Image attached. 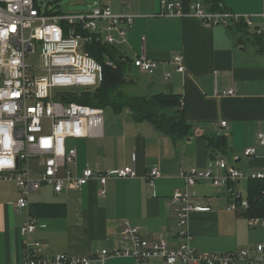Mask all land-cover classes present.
<instances>
[{"label":"crops","instance_id":"obj_1","mask_svg":"<svg viewBox=\"0 0 264 264\" xmlns=\"http://www.w3.org/2000/svg\"><path fill=\"white\" fill-rule=\"evenodd\" d=\"M180 1L185 11L193 2ZM95 3L135 16L122 54L132 60L139 52L141 37L146 38L147 58L158 66L153 76L146 75L147 96L161 93L181 98L185 120L196 133L181 140L171 139L148 122H135L125 109L121 119L103 125L101 139L86 140L80 153L74 147L77 160L73 172L77 176L86 168L121 169L135 156L136 177L109 179L103 197L99 196L96 180L78 190L60 193L42 187L30 195L27 211L15 212L12 204L19 196L16 186L0 182V264H22L20 228L27 217L36 221L30 239L46 244L41 254L44 258L55 254L80 257L101 249L121 248L124 220L138 228L143 239L164 240L176 246L169 198L175 190H184L178 177L180 169L203 170L212 160L224 158L244 175L264 173V148L256 138L257 133L264 132V70L262 43L254 33L262 24V0H222L223 9L249 16L252 24L248 27L239 22L228 28L208 27L195 18L158 17L159 0H131L130 7H122L121 0ZM176 55L183 56L184 73L177 72L171 62ZM165 73L171 75L166 81ZM227 89L234 95H223ZM222 121L227 123L228 135L227 149L220 153L208 149L205 137H216ZM248 148L255 149L253 157L243 155ZM152 166H158L161 176L150 185L144 177ZM229 190L239 192L247 201L248 181L225 182L219 187L201 181L186 189L193 204L209 209L189 214L191 247L204 254L248 250L256 256L252 251L264 243V229L249 227L246 211L227 210L232 201ZM95 264L164 263L160 259L136 263L130 258H112Z\"/></svg>","mask_w":264,"mask_h":264},{"label":"built area","instance_id":"obj_2","mask_svg":"<svg viewBox=\"0 0 264 264\" xmlns=\"http://www.w3.org/2000/svg\"><path fill=\"white\" fill-rule=\"evenodd\" d=\"M264 4V0H262ZM131 0H121L122 7H130ZM158 17L195 18L208 27L228 28L239 22L250 27L249 16H238L228 11L211 12L203 1H193L185 11L180 0H159ZM262 24L254 33L262 43L260 57L264 70V14ZM135 16L114 12L107 5L95 3L90 10L76 14H61L39 7L36 0H0V182L12 183L18 198L12 204L15 212L28 209L29 197L42 187H51L55 193L78 190L91 180L100 185L99 196L105 195L109 179L136 177L135 156L131 164L121 169L93 171L86 168L80 176L73 172L77 151L68 146L70 141L97 140L103 137V110L77 103L74 99L83 93L95 91L100 84L101 66L91 56L92 44L120 49L126 46ZM146 38L141 37L138 54L131 66L138 72L153 76L157 63L147 58ZM179 73H184L182 55L172 58ZM107 66L114 64L107 58ZM163 75V80L170 78ZM216 82V75H214ZM223 95H234L227 89ZM228 135L227 123L217 127V136ZM258 145L264 148V132L256 135ZM253 148L245 149V157H253ZM158 166L148 168L145 181L152 185L160 178ZM184 190H175L169 198L174 215L178 240L176 246L167 241L143 239L138 228L124 220L121 224V248L101 249L86 256L73 257L55 254L42 257L46 244L32 241L36 221L27 217L20 228L23 237L22 264H95L112 258H130L136 263L160 259L164 264H261L264 261V243L257 244L252 256L248 250L221 254H204L191 247L188 217L192 212L209 209L193 204L186 189L201 181L214 187L225 182L264 181L263 172L244 175L227 159L211 161L206 169H180L178 174ZM232 201L228 211L248 209V202L239 192L228 191ZM264 196V190L262 191ZM251 228L264 229L263 217H247Z\"/></svg>","mask_w":264,"mask_h":264},{"label":"trees","instance_id":"obj_3","mask_svg":"<svg viewBox=\"0 0 264 264\" xmlns=\"http://www.w3.org/2000/svg\"><path fill=\"white\" fill-rule=\"evenodd\" d=\"M193 1H208L207 9L211 12L226 11L222 8V0ZM90 54L101 66L100 84L95 91L83 93L74 99L77 103L101 110L109 108L116 115L126 109L135 122H148L157 132L174 140L195 135L196 129L186 122L182 100L178 96L161 93L143 97L126 95L124 89L132 82L127 79V72L132 66L131 60L125 57L120 49L94 43L90 47ZM105 58L109 59L115 67L105 65ZM205 139L208 149L220 153L226 151L227 140L225 137L207 136ZM248 185V209L245 214L247 217H263L264 181L249 180Z\"/></svg>","mask_w":264,"mask_h":264},{"label":"rangeland","instance_id":"obj_4","mask_svg":"<svg viewBox=\"0 0 264 264\" xmlns=\"http://www.w3.org/2000/svg\"><path fill=\"white\" fill-rule=\"evenodd\" d=\"M95 2L96 0H36V4L39 7L50 8L61 14H76L86 12L90 10L93 5H95ZM124 49L125 46L120 47L121 52H123ZM127 79L132 81L131 84L124 89L127 96L143 97L149 94L144 88L145 81L147 80L146 75L139 74L137 70L132 67L127 72ZM123 115L124 112L120 115H116L111 109H104V127H107L110 124L111 119H121ZM87 143L88 141L86 140L70 141L68 142V146L75 147L78 153H80Z\"/></svg>","mask_w":264,"mask_h":264},{"label":"water","instance_id":"obj_5","mask_svg":"<svg viewBox=\"0 0 264 264\" xmlns=\"http://www.w3.org/2000/svg\"><path fill=\"white\" fill-rule=\"evenodd\" d=\"M203 3H204V5H207L208 4V1H204Z\"/></svg>","mask_w":264,"mask_h":264}]
</instances>
